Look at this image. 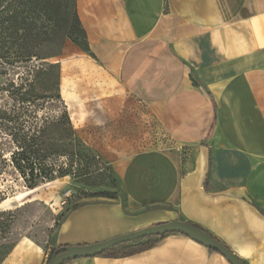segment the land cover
Returning <instances> with one entry per match:
<instances>
[{
	"label": "crops",
	"instance_id": "1",
	"mask_svg": "<svg viewBox=\"0 0 264 264\" xmlns=\"http://www.w3.org/2000/svg\"><path fill=\"white\" fill-rule=\"evenodd\" d=\"M79 15L94 56L65 57L61 83L88 133L103 128L106 145L119 138L128 152L117 162L127 204L72 208L51 248L21 240L1 264H46L54 248L172 220L200 224L246 264H264V0H80ZM130 102L156 117L170 147L134 149L138 133L129 144ZM64 264L231 263L168 233L133 255Z\"/></svg>",
	"mask_w": 264,
	"mask_h": 264
},
{
	"label": "rangeland",
	"instance_id": "2",
	"mask_svg": "<svg viewBox=\"0 0 264 264\" xmlns=\"http://www.w3.org/2000/svg\"><path fill=\"white\" fill-rule=\"evenodd\" d=\"M56 2L61 3L60 14H65L69 19L68 28L80 45L69 38L54 37L43 47L42 56L46 58L21 63L10 76L4 77L1 81L2 84L5 82L8 84L14 80L19 91H16L12 97L0 93V124H17L13 126L22 133L27 131L31 124H35L34 126L38 128L47 126L49 139L59 143H69L68 153H55L46 161L47 166L52 169L53 179L29 187L23 177L10 167L0 176V189L5 192L0 210L6 213L4 220L8 224L4 235L13 242V245L21 240H31L47 249L54 244L57 231L72 208L93 202L127 204L120 179L121 169L117 162L122 161V157L128 152L119 150L121 145L119 138L106 145L103 141L105 132L103 128L100 130L94 128L88 133L87 128L81 124L78 113H76L77 117L71 110L70 104L73 101L78 104L79 101L67 97L70 96L71 89L69 91L68 86H62L61 74L59 87L56 89L58 96H54L55 93L52 96L42 95L43 86L40 87V82L35 88L30 87L32 75L28 74L27 66H38L46 61L59 64L61 67L65 57L94 56L87 47V33L79 15L80 0H56ZM76 16L81 24L76 22ZM21 84H23L22 88H20ZM112 91L116 92L118 88L112 85ZM96 93L101 94V91L97 89ZM6 111L12 118L11 121L6 117ZM129 116V122L135 123L129 124L127 130L129 144L135 135L142 140V144L136 145L134 149L172 145L158 126L156 117L145 106L138 102H130ZM53 124L60 125L55 129ZM70 125L76 136L80 138L79 143H75L70 138L68 133ZM131 125H139L141 128L136 130ZM112 130L115 129L107 131L111 133ZM87 133L96 141L95 144L89 142ZM0 145L7 156L15 147L10 137L4 135L1 129Z\"/></svg>",
	"mask_w": 264,
	"mask_h": 264
},
{
	"label": "trees",
	"instance_id": "3",
	"mask_svg": "<svg viewBox=\"0 0 264 264\" xmlns=\"http://www.w3.org/2000/svg\"><path fill=\"white\" fill-rule=\"evenodd\" d=\"M60 7L61 3L56 2V0H0V93H6L12 97L16 91H19V87L14 80L8 84L7 82L2 84L1 81L4 80V77L10 76L21 63L46 58V56H42L43 47L49 41H52L54 37L69 38L80 45L78 39L73 36L68 28L69 19L65 14H60ZM76 22L81 24L77 16ZM87 47L89 48L88 45ZM27 72L32 75L30 87L35 88L40 82V87L43 86L42 95L52 96L54 93L56 94L60 79L59 64L45 61L38 66H27ZM22 86L23 84L20 88ZM55 94L54 96H58V94ZM14 101L17 102V100ZM5 115L9 117L7 111ZM10 118L9 121L12 119ZM13 125L17 124H0L1 131L4 135L10 137L15 146L7 156L4 148L0 145V176L10 167L23 177L29 187H34L44 180L53 179L52 169L47 166L46 161L55 153L65 154L68 151L69 143H59L49 139L47 126L38 128L35 127V124V126L31 124L29 129L22 133L20 129L17 131V128ZM53 125L57 129V125L60 124ZM68 133L75 143L81 141L74 133L71 125ZM73 153L74 151L71 155ZM4 194V190L0 189V203ZM5 214L4 211L0 210V240L4 239L0 241V264L15 246L4 235L6 226H8L4 220ZM187 222L220 240L200 224ZM162 236L147 237L135 242L124 243L99 255L107 257L133 255L152 248ZM225 245L229 248L227 244ZM55 249L57 248L51 251L50 256Z\"/></svg>",
	"mask_w": 264,
	"mask_h": 264
},
{
	"label": "water",
	"instance_id": "4",
	"mask_svg": "<svg viewBox=\"0 0 264 264\" xmlns=\"http://www.w3.org/2000/svg\"><path fill=\"white\" fill-rule=\"evenodd\" d=\"M168 233L185 234L200 244L219 252L231 264H246L243 259L228 248L223 242L185 220H172L154 224L116 236L103 242L86 245L61 246L53 251L46 264H64L65 262L76 258L97 256L110 248L124 243L137 241L147 237L162 236Z\"/></svg>",
	"mask_w": 264,
	"mask_h": 264
}]
</instances>
